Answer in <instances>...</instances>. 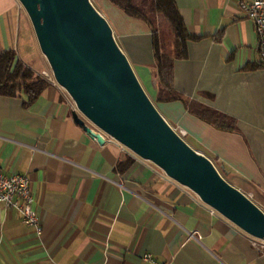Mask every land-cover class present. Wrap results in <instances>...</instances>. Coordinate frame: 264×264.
I'll use <instances>...</instances> for the list:
<instances>
[{
	"label": "crops",
	"instance_id": "crops-1",
	"mask_svg": "<svg viewBox=\"0 0 264 264\" xmlns=\"http://www.w3.org/2000/svg\"><path fill=\"white\" fill-rule=\"evenodd\" d=\"M242 0H175L196 41L174 65L181 100L158 104L150 27L109 0H91L108 21L143 89L159 112L226 181L264 211V65L255 26ZM161 53L176 57V33L157 15ZM42 77L52 73L28 14L18 0H0V53ZM209 109L224 131L201 120ZM61 88L33 103L0 96V170L31 180L43 233L0 205V264H264V249L189 189L116 143L100 145L74 122ZM132 164L119 171V164Z\"/></svg>",
	"mask_w": 264,
	"mask_h": 264
},
{
	"label": "water",
	"instance_id": "water-1",
	"mask_svg": "<svg viewBox=\"0 0 264 264\" xmlns=\"http://www.w3.org/2000/svg\"><path fill=\"white\" fill-rule=\"evenodd\" d=\"M18 1L55 80L81 114L74 116L76 125L100 145L101 132L110 136L246 234L264 240V212L169 125L91 0Z\"/></svg>",
	"mask_w": 264,
	"mask_h": 264
},
{
	"label": "trees",
	"instance_id": "trees-1",
	"mask_svg": "<svg viewBox=\"0 0 264 264\" xmlns=\"http://www.w3.org/2000/svg\"><path fill=\"white\" fill-rule=\"evenodd\" d=\"M113 6L130 18L146 23L152 31V46L158 78V104L173 103L181 100L174 92V65L176 60L187 58V46L196 41L187 31L175 0H109ZM163 14L173 25L176 33V57L170 58L161 53L157 15ZM49 87V83L22 63L14 51L0 53V96L16 98L21 94L35 102ZM198 117L210 125L224 131L230 130L226 118L217 113L200 108ZM119 164L122 172L132 164Z\"/></svg>",
	"mask_w": 264,
	"mask_h": 264
},
{
	"label": "built area",
	"instance_id": "built-area-1",
	"mask_svg": "<svg viewBox=\"0 0 264 264\" xmlns=\"http://www.w3.org/2000/svg\"><path fill=\"white\" fill-rule=\"evenodd\" d=\"M240 9L255 26L259 42L261 62L264 65V0H242L240 2ZM42 78H44L49 84L61 88L64 97L72 105L74 111L81 115L71 96L58 85L53 72L43 73ZM91 127L99 131L95 126L91 125ZM101 133L104 137L105 143H116L122 153L126 151L132 153L110 136L104 134L103 132ZM191 193L200 200L196 194L192 191ZM34 204L35 198L32 192L30 178L21 174L6 175L0 170V205L6 210L16 212L21 217L25 225L33 228L38 235H41L43 233L42 220L37 211L34 209ZM253 241L256 246L264 249V240L253 238ZM143 260L148 264H169L160 262L152 254L144 255Z\"/></svg>",
	"mask_w": 264,
	"mask_h": 264
},
{
	"label": "rangeland",
	"instance_id": "rangeland-1",
	"mask_svg": "<svg viewBox=\"0 0 264 264\" xmlns=\"http://www.w3.org/2000/svg\"><path fill=\"white\" fill-rule=\"evenodd\" d=\"M148 97H149V95H148ZM150 99H151V97H149ZM151 101L153 102V104L157 107V105H156V102L153 100V99H151ZM157 109H158V107H157ZM219 172L221 173V175L224 177V174L219 170ZM225 178V177H224ZM225 180H226V178H225Z\"/></svg>",
	"mask_w": 264,
	"mask_h": 264
}]
</instances>
